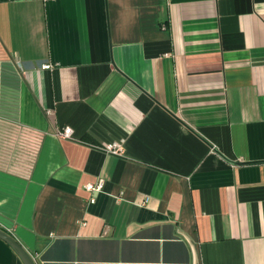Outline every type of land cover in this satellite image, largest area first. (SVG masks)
Wrapping results in <instances>:
<instances>
[{"label": "crops", "instance_id": "1", "mask_svg": "<svg viewBox=\"0 0 264 264\" xmlns=\"http://www.w3.org/2000/svg\"><path fill=\"white\" fill-rule=\"evenodd\" d=\"M0 228L35 264H264V0H0Z\"/></svg>", "mask_w": 264, "mask_h": 264}, {"label": "water", "instance_id": "2", "mask_svg": "<svg viewBox=\"0 0 264 264\" xmlns=\"http://www.w3.org/2000/svg\"><path fill=\"white\" fill-rule=\"evenodd\" d=\"M233 164H238V162H232ZM0 239L5 241L11 248L12 250L18 255L20 260L22 261L23 264H35L33 257L31 254L25 250L21 244L16 241V239L8 234L6 231L2 230L0 228Z\"/></svg>", "mask_w": 264, "mask_h": 264}, {"label": "built area", "instance_id": "3", "mask_svg": "<svg viewBox=\"0 0 264 264\" xmlns=\"http://www.w3.org/2000/svg\"><path fill=\"white\" fill-rule=\"evenodd\" d=\"M42 69H50L51 65L50 64H42ZM58 135L64 138L70 137L72 134L71 128L67 127L64 128L61 131H57ZM106 151L112 155H122V149H121V144L119 142H112L111 144L106 146ZM88 190H93V189H100L101 188V183H98L95 187L88 185L86 187Z\"/></svg>", "mask_w": 264, "mask_h": 264}]
</instances>
